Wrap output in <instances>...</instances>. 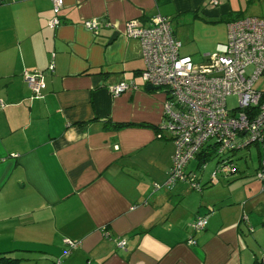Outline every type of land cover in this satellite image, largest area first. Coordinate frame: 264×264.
I'll list each match as a JSON object with an SVG mask.
<instances>
[{
    "label": "crops",
    "instance_id": "crops-1",
    "mask_svg": "<svg viewBox=\"0 0 264 264\" xmlns=\"http://www.w3.org/2000/svg\"><path fill=\"white\" fill-rule=\"evenodd\" d=\"M209 1L64 0L52 28V0H0L1 251L41 250H24L32 259L19 264H52L69 238L78 245L63 264H256L245 200L225 185H166L176 147L158 137L164 90L148 89L141 43L124 35L130 20L148 25L158 13L230 16L228 1ZM95 18L97 33L84 25ZM35 70L46 74L39 98L25 79ZM131 80L138 89L112 95V85ZM204 214L208 227L195 235ZM248 216L253 228L264 224Z\"/></svg>",
    "mask_w": 264,
    "mask_h": 264
},
{
    "label": "built area",
    "instance_id": "built-area-1",
    "mask_svg": "<svg viewBox=\"0 0 264 264\" xmlns=\"http://www.w3.org/2000/svg\"><path fill=\"white\" fill-rule=\"evenodd\" d=\"M52 1L55 16L49 25L55 28L61 22L59 12L64 0ZM209 3L217 6L221 0H210ZM101 24L99 18L84 22L94 33ZM227 34V41L218 43L216 52L205 55L204 63L196 64L191 56L180 53L182 43L173 36L169 18L157 14L148 25L139 19L126 24L124 35L141 42L145 61L141 72L143 80L167 92L158 136L162 137L166 131L176 145L168 186L181 179L199 187L194 180L196 175L185 171L197 154L202 153L208 158L210 153L247 148L254 142L264 146V90L256 88L257 80L264 74V17L249 16L230 22ZM54 67L51 65L49 70L53 71ZM25 79L34 97H41L47 86L45 71L27 72ZM109 89L114 97H118L138 86L131 80ZM232 95L238 96L236 107L229 106L228 98ZM221 160V171L237 172L233 159ZM216 174L217 170L213 178ZM257 174L264 181V163ZM160 187L156 185V188ZM196 222V228L200 229L207 224L208 218L199 217ZM67 242L72 247L76 243ZM126 244V240L118 241L121 247ZM57 264H62V260Z\"/></svg>",
    "mask_w": 264,
    "mask_h": 264
},
{
    "label": "rangeland",
    "instance_id": "rangeland-1",
    "mask_svg": "<svg viewBox=\"0 0 264 264\" xmlns=\"http://www.w3.org/2000/svg\"><path fill=\"white\" fill-rule=\"evenodd\" d=\"M226 1L230 3L232 8L231 11L233 12V14H242V16L244 17H264V0ZM196 14H198L201 18H198V15ZM153 16L150 17L149 21ZM167 18L170 19L173 36L177 37V39L179 38L182 42L180 53L182 55L190 54L187 56L192 55L191 57L194 63L196 64L204 63L206 61L205 55L213 54L214 52H216L219 42L227 41L228 24L227 22L222 21L223 18H227L226 16L220 14L215 16L208 15L205 13V8H198L195 10H188L176 18ZM206 21H211V23H207ZM256 88L259 90H264V74L261 75L257 80ZM163 90L164 91H162V93L164 94L166 99L167 92L165 89ZM228 101L230 107H236L238 104V96L232 95L228 98ZM158 131L160 134L161 131L159 130V127ZM164 132L165 133L162 134V137H166V135L168 134L166 131ZM168 138L171 140L169 136ZM227 157L233 158L234 165L237 167L236 174L229 175L228 177L225 176L224 171H221L220 169L222 166L221 159ZM263 157L264 148L262 146L252 144L248 148L237 151H225L224 153H210L208 155L209 160L207 161L205 167H199L198 161L195 160L188 165V170H196L200 176H203V179H207L210 177L211 182H217L219 180V182L216 184H210L208 189L214 188L215 190H220V188L225 185L227 190L229 189V191L238 194L240 196V199L245 200L246 203H248V207L250 209L248 215H251L252 212H254L264 217V181L259 179L257 176V173L261 171L260 159H262ZM216 170L217 174L213 178V173ZM179 181L186 180L179 179L175 183ZM206 215L207 214H204L201 217H206ZM254 226L255 227L252 229L253 231L246 226L248 233L247 239H249L250 241L253 240L255 244H260V252L258 256L259 259H261L264 257V224L258 223V225ZM65 240L70 241L71 239L65 238ZM64 243L66 244L67 242L64 241ZM74 244V248H76V245L78 244ZM256 247L257 246H255V248ZM53 262H56V260L54 259Z\"/></svg>",
    "mask_w": 264,
    "mask_h": 264
},
{
    "label": "trees",
    "instance_id": "trees-1",
    "mask_svg": "<svg viewBox=\"0 0 264 264\" xmlns=\"http://www.w3.org/2000/svg\"><path fill=\"white\" fill-rule=\"evenodd\" d=\"M242 18H245L244 16H242V14L241 15H239L238 13L237 14H233V12H231L230 16H228V18H226V19L223 18L222 21H225V22H227V24H229L232 21H236V20L242 19ZM160 124H161V122H160ZM118 125L121 126L123 124H118ZM253 144L258 145V146H262L264 148V146L261 145L260 143L254 142ZM250 146H248V147H250ZM175 147H176V145H175ZM241 149H245V148H240V149H237V150H241ZM237 150H234V151H237ZM231 159H233V158H231ZM195 160L198 161V166L201 167V168H203V167L206 166L207 161L209 160V158H205V156L202 153H200V154H197L195 156V158H193L190 161V163L192 161H195ZM260 160H261V165L260 166H261V169H262L263 168V163H264V157L262 159H260ZM232 162L234 164V159L232 160ZM185 171L187 173H190V174L193 173V174L196 175V177L194 178V180H195L196 183L199 184V187H196L195 184L193 185V183L191 181L186 180L190 184V186L192 187V189L194 191L202 192L203 190H205V188L209 187L210 184L213 183V182H208V183L203 182L202 181V177L198 174V172L196 170H192V169L188 170V166H187V168H185ZM170 173H171V170L169 171V177H170ZM225 174L229 176V175L236 174V173H225L224 172V175ZM257 176H258V174H257ZM216 183H218V181L217 182H214V184H216ZM166 185L168 186V184H166ZM171 186H169V187H171ZM201 216L202 215L197 216L196 219L192 223V228H193V231H194L195 235L203 232L208 227V223H209V218L208 217H209V214L206 215V217L208 218L207 224L203 228H200V229L196 228L195 223H197L196 221ZM245 216H247V218H245ZM242 221L246 222L249 225L248 227H250L251 230L253 229V227L250 226V219H249V216H248L247 213L243 214ZM191 240H193L195 242L192 244V243H190ZM71 241H73V240H71ZM188 242L191 245L197 244V240L194 237H191ZM63 244H64V251H63L62 255L57 256L55 258L56 262H52V264H57V261L58 260H62V264H63L64 256H66L67 254L68 255L71 254L70 252L75 249L74 247L71 246V244L69 242H67L66 244L63 242ZM117 246L118 247H121V246L118 245V241H117ZM24 250H26L28 253L33 252L34 254L33 253H31V254H33L34 256H35V254L39 253V251H41V250H31V249H24ZM24 250L23 249H20L19 246H13L12 248H8V249H5L3 251L0 250V264H19L22 260L32 259L31 255L30 254H27V252L22 253ZM263 258H261V259L258 258L255 261V263L256 264H264V259ZM34 259L37 260V259H40V257L38 256V257H36Z\"/></svg>",
    "mask_w": 264,
    "mask_h": 264
},
{
    "label": "water",
    "instance_id": "water-1",
    "mask_svg": "<svg viewBox=\"0 0 264 264\" xmlns=\"http://www.w3.org/2000/svg\"><path fill=\"white\" fill-rule=\"evenodd\" d=\"M153 88H157V87L152 86V85H148V89H153Z\"/></svg>",
    "mask_w": 264,
    "mask_h": 264
}]
</instances>
